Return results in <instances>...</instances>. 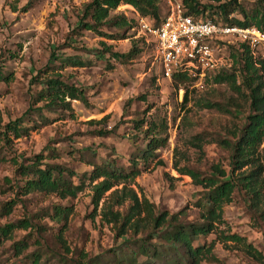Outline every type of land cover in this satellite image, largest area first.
<instances>
[{"label":"rangeland","instance_id":"obj_1","mask_svg":"<svg viewBox=\"0 0 264 264\" xmlns=\"http://www.w3.org/2000/svg\"><path fill=\"white\" fill-rule=\"evenodd\" d=\"M88 1L0 0V71L4 75L0 78V226L22 220L32 224L28 228L15 227L8 236H0V264H31L30 255L35 251L42 254L46 264H105L122 238L114 222L103 214L104 207L107 203V210L111 206L114 211L125 212L131 204L129 192H136L140 201L150 200L156 212L182 211V223L204 222L202 204L207 188L178 168L188 167L202 176L217 174L218 166L229 170L231 150L222 140H232L247 121L248 92L228 82L216 83L214 76L219 72H210L203 86H192L189 102L184 103L185 89H176L163 78L160 64L154 63L153 44L140 31L132 5L123 3L111 14L124 15L127 27L103 28L108 33L125 34V38L101 37L90 30L76 34L79 13ZM227 1L230 0H204L213 6ZM240 2L248 13L260 3L264 6V0ZM160 5L165 14L166 6L162 2ZM230 8L234 11L229 19L244 18L237 6ZM219 20L226 22L225 14ZM103 42L122 53L138 44L139 53L123 61L111 58L109 52L100 58L96 53L104 50ZM218 44L240 76L243 44L249 46L254 58L264 60V43L252 46L240 39L231 44L215 39L214 47ZM54 50L92 61L85 67L58 69L66 82L84 89L87 102L73 100V111L44 110L48 119H43L35 110L45 104V100L38 101L43 86L40 72L46 69ZM209 103L220 104L222 110L207 107ZM31 106L23 122L28 129L16 136L7 124L24 116ZM165 117L170 125L161 135L168 133L167 145L157 151L150 167L145 169L140 160L141 173L117 182L95 210V186L105 177L92 181L89 177L93 169L114 160L130 167L131 160H139L148 143L144 132L134 128L135 121L145 118L160 123ZM100 128L109 133L100 135ZM6 131L9 139L4 138ZM39 154L45 156L44 163L72 170L66 175L74 184L84 182L77 196L61 198L46 192L25 195L20 191L24 181L19 166L32 163ZM261 155L264 164V142ZM12 200L16 202L12 211L3 213L4 204ZM57 206L69 208L66 217H54ZM262 213L264 201L254 211L244 191L236 190L233 200L224 205V221L195 242L207 246L215 242L213 254L217 259L205 257L201 264H264ZM232 233L242 236L243 241L225 238ZM19 242H23L22 251L16 249Z\"/></svg>","mask_w":264,"mask_h":264},{"label":"trees","instance_id":"obj_2","mask_svg":"<svg viewBox=\"0 0 264 264\" xmlns=\"http://www.w3.org/2000/svg\"><path fill=\"white\" fill-rule=\"evenodd\" d=\"M183 1L187 9L186 13L196 18H211L217 22L241 28L255 26L264 32V6L262 3L257 5L256 10L248 13L241 6L240 0H230L219 3L217 6L206 3L204 0ZM214 1L220 2L221 0ZM160 2V0H89L79 13V20L75 26L76 34L82 30H90L101 37L125 38V34H112L103 29L104 26L127 27V18L124 15L111 16L112 12L123 3L132 5L139 15L147 17L155 26H158L166 16ZM234 5L241 9L244 15L243 19H229V15L234 11L230 7ZM222 14H225L226 22L219 20ZM103 44L104 50H99L96 53L100 58L105 57L109 52L111 58L123 61L131 59L139 53L138 44H134L132 50L125 53L114 51L111 46H107L104 42ZM243 49L239 53V60L243 63L241 76L235 67L222 70L214 76L216 83L228 82L236 89L246 90L250 101V112L246 117L245 125L234 133L232 140H222V143L231 150L230 169L218 166L217 174L202 176L199 171L188 167L178 168L180 173L192 176L196 183L204 184L207 188L202 204L204 222L182 223L180 221L182 211L172 214L167 210L156 212L155 205L150 200L144 198L143 201H140L136 192H129L131 204L125 212L114 211L111 206H108L107 210V203L104 207L103 214L109 216V222H114L118 229L117 235L122 238V242L116 246L114 253L106 259L105 264H162V262L163 264H201L205 257L216 260L217 258L213 254L214 241L208 246L206 244L195 245V242L201 235L206 236L212 233L216 228V223L224 221V205L233 200L234 192L236 190L244 191L249 206L254 211L264 201V164L261 155V146L264 142V60L254 58L247 44H243ZM57 52V50L52 52L46 69L40 72V81L43 86L39 91L38 101L45 100V104L38 106L35 110L40 112L43 119H48L43 113L44 110L54 112L62 108L73 111V100L87 102L84 89L66 82L58 69L68 66L85 67L92 65V61L80 55L58 54ZM56 61H60V64L56 65ZM3 77L4 75L0 71V78ZM239 78H241L240 83H238ZM171 82L176 89H185L184 103L187 104L194 78L187 72H176ZM68 98L69 100H67ZM32 107L27 110L24 116L9 122L7 129L12 130L16 136H21L23 132H26L28 128L23 122ZM207 107L222 110L218 103H209ZM169 125L168 117L163 118L160 123L145 118L136 120L134 128L143 131L148 139L147 146L142 151L139 160L133 158L130 167L119 165L116 160L106 161L102 166H96L93 169L89 177L92 181L105 177L95 186L93 196L95 210L98 209L104 194L117 182L128 180L141 173L140 160L146 166L145 169L150 167V163L157 157V151L168 143V133L165 137L161 133L167 132ZM97 132L100 135L109 133L103 128ZM7 133L8 131L4 138L9 139ZM44 158L43 154H39L35 156L32 163L19 166L20 177L24 181V184L20 186V191L25 195L32 192H46L57 193L61 198L77 196L78 192L84 188V182L74 184L66 175L67 172L73 173L72 170L59 164L44 163ZM245 167L247 169L242 170ZM113 195L115 194L111 196ZM125 199L126 197L119 203H123ZM15 204V200L6 202L3 206V213L9 214ZM68 209V207L57 206L54 217H66ZM31 225L29 220H22L17 224L8 223L0 226V236H8L15 227L28 228ZM225 238L238 242L244 239L235 233L225 235ZM22 244L23 242H19L16 245L18 246L16 247L17 251H22ZM24 246L26 245L24 244ZM30 258L31 264H46L39 251L33 252Z\"/></svg>","mask_w":264,"mask_h":264},{"label":"built area","instance_id":"obj_3","mask_svg":"<svg viewBox=\"0 0 264 264\" xmlns=\"http://www.w3.org/2000/svg\"><path fill=\"white\" fill-rule=\"evenodd\" d=\"M160 1L167 12L158 26L137 14L140 31L153 44L154 63L160 64L163 78L170 81L176 72H187L194 78L193 86L201 87L210 72L231 68L232 59L224 54L220 44L214 47L215 39L229 44L240 39L252 46L264 43V32L255 26L241 28L211 18H196L186 13L183 0Z\"/></svg>","mask_w":264,"mask_h":264}]
</instances>
